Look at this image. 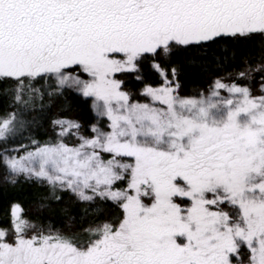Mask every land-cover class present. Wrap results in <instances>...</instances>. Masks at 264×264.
<instances>
[{"label":"snow or ice","instance_id":"1","mask_svg":"<svg viewBox=\"0 0 264 264\" xmlns=\"http://www.w3.org/2000/svg\"><path fill=\"white\" fill-rule=\"evenodd\" d=\"M0 202V264H264V0H0Z\"/></svg>","mask_w":264,"mask_h":264},{"label":"trees","instance_id":"2","mask_svg":"<svg viewBox=\"0 0 264 264\" xmlns=\"http://www.w3.org/2000/svg\"><path fill=\"white\" fill-rule=\"evenodd\" d=\"M167 67V65H165ZM231 65L228 66L229 70H231ZM184 72L188 73V76L191 77L192 75V69L185 67ZM139 75V74H135ZM135 75H132L129 77V82H130V87H132L134 90L139 92L140 89L143 88L145 83H151L153 86L162 84L163 78L161 76V73L157 70H155L149 63L145 62L142 65V76L143 80H139L135 78ZM187 79V77H186ZM138 99H144L142 96H137ZM90 104L91 101H88V105L84 106L82 105L83 108V116L86 119H93L95 116V113L90 110ZM17 197L24 199V194L23 193H17ZM24 207L29 211V214H34V206L28 202L27 200L24 201ZM5 208V204L0 202V217L3 216V211Z\"/></svg>","mask_w":264,"mask_h":264}]
</instances>
